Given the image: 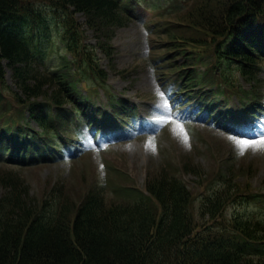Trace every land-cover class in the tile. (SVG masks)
Listing matches in <instances>:
<instances>
[{
	"label": "trees",
	"instance_id": "16d2710c",
	"mask_svg": "<svg viewBox=\"0 0 264 264\" xmlns=\"http://www.w3.org/2000/svg\"><path fill=\"white\" fill-rule=\"evenodd\" d=\"M129 2L0 0V153L5 156L0 166L47 162L63 154L61 144L70 141L76 143L69 148L77 150L82 141L71 131L74 124L86 123L96 134L130 123L133 104L108 90V73L78 22L82 14L88 29L109 39L131 20ZM188 3L165 30L169 68L184 102L210 119H227L224 114L231 111L226 104L219 108L228 104L219 81L232 86L238 71L257 84L264 64V0ZM48 11L59 24L65 54L39 73L37 61L48 51L41 38ZM100 44L112 58L113 47ZM6 66L19 88L16 119L4 109ZM99 89L108 94L110 110L96 101ZM242 94V112L255 123L263 111L262 95ZM229 120L236 125L237 116ZM184 168L203 175L193 163ZM234 174L231 167L197 199L192 187L165 169L148 176L144 189L118 188L121 201L109 198L105 183L79 200L60 189L38 200L18 178L0 175V264H264V218L229 212L237 200H260L264 193L242 186Z\"/></svg>",
	"mask_w": 264,
	"mask_h": 264
},
{
	"label": "rangeland",
	"instance_id": "374dc122",
	"mask_svg": "<svg viewBox=\"0 0 264 264\" xmlns=\"http://www.w3.org/2000/svg\"><path fill=\"white\" fill-rule=\"evenodd\" d=\"M169 2L146 0L137 5L131 21L114 30L109 39L88 29L86 17L78 15V22L84 25L88 42L95 46L101 68L108 73V90L138 104L134 114L139 120H134L131 127L117 124L110 130L111 137L99 142H95L84 123L80 129L87 140L83 147L80 146L83 150L78 157H70L67 152L64 158L58 157L41 164L34 162L26 168L0 166V175L18 178L30 195L38 200L49 198L59 189L65 191L69 199L79 200L87 191L105 183L109 198L121 201L123 197L114 190L121 186L144 189L148 176H157L167 169L192 187L198 199L203 192L220 182L223 179L221 175L232 167L242 186L264 193V147L242 146L233 139L257 140L264 137V133L255 136L252 131L238 129L233 132V129L213 128L194 119L192 106L179 105L176 77H172L164 57L169 44L163 29L174 26L180 15L187 11L190 2L180 0L176 8L173 0ZM53 16L52 12H47L48 28L41 38L48 44V51L37 61L39 73L56 66L59 57L65 54L60 39L61 30ZM104 41L114 49L112 58L101 47L100 42ZM258 77L260 83L255 91L257 95H263L264 67ZM232 80L238 89L248 92L252 89L250 81L238 71ZM7 85L9 88L4 102L7 105L4 109L15 117L20 112L14 99L19 88L9 67ZM160 92L165 93V98L159 96ZM99 94V100L109 105L105 92L100 89ZM164 99H167L170 108L157 107L158 104L163 105ZM237 102L238 98L234 95L233 109L239 106ZM32 124L38 128L35 123ZM244 125L245 122L241 127ZM117 127L118 132L114 130ZM80 129L72 130L81 132ZM2 155L0 153V157H5ZM186 163H193L197 173H203L202 177L190 172L191 168L185 172ZM229 212L255 214L264 218V196L250 202L243 201V198L242 201L237 200L230 205Z\"/></svg>",
	"mask_w": 264,
	"mask_h": 264
},
{
	"label": "snow or ice",
	"instance_id": "6c2138e0",
	"mask_svg": "<svg viewBox=\"0 0 264 264\" xmlns=\"http://www.w3.org/2000/svg\"><path fill=\"white\" fill-rule=\"evenodd\" d=\"M159 96L161 98H165V93L164 92H160ZM157 107L170 108V105L168 104L167 99H164L163 105H159L158 104ZM233 139L236 140V142L238 144H241L242 146L264 147V137H260L257 140L236 139L235 137H233Z\"/></svg>",
	"mask_w": 264,
	"mask_h": 264
}]
</instances>
